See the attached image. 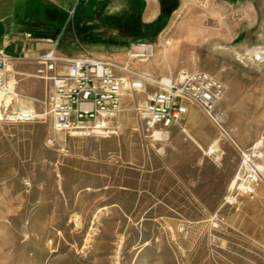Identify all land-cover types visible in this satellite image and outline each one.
Instances as JSON below:
<instances>
[{
	"label": "rangeland",
	"instance_id": "obj_1",
	"mask_svg": "<svg viewBox=\"0 0 264 264\" xmlns=\"http://www.w3.org/2000/svg\"><path fill=\"white\" fill-rule=\"evenodd\" d=\"M137 35L119 58L91 57L157 80L211 74L225 87L217 106L224 131L186 102L198 123H183L167 142L147 137L137 105L153 86L123 101L112 129L118 135L110 137L64 134L61 141L50 120L0 122V264H264V146H257L264 137V61L254 53L264 52V0H185L155 39ZM168 41L178 49L164 56ZM141 43L153 45L154 55L130 59ZM183 128L204 136L201 147ZM212 144L221 149L215 157L205 153ZM254 165L261 169L254 192L227 205L232 182ZM108 206L91 233L97 211Z\"/></svg>",
	"mask_w": 264,
	"mask_h": 264
},
{
	"label": "built area",
	"instance_id": "obj_2",
	"mask_svg": "<svg viewBox=\"0 0 264 264\" xmlns=\"http://www.w3.org/2000/svg\"><path fill=\"white\" fill-rule=\"evenodd\" d=\"M153 55L154 46L147 43L137 44L129 51L132 60H147ZM39 63L37 76L49 83L41 101L43 112L21 108L11 110L12 103L6 105L5 101L13 95L8 80L9 60L0 52V122L22 125L50 120L56 133L80 139L108 137L123 110V93L128 90L142 93L147 91L148 86H153L156 91L148 94L144 103L137 105L147 137L158 142L169 141L170 130L182 127L189 113L186 102L200 107L224 131L217 106L224 96L225 87L219 79L205 71H182L176 78L151 81L142 73L133 71L129 65L119 68L109 61L93 57H62L54 51L43 55ZM183 131L186 132V129L183 128ZM156 134L161 139L155 138ZM205 153L215 157L221 149L219 145L212 144ZM248 169L246 164L245 170ZM259 174V166L240 173L230 186L226 204H237L241 195L252 194Z\"/></svg>",
	"mask_w": 264,
	"mask_h": 264
},
{
	"label": "crops",
	"instance_id": "obj_3",
	"mask_svg": "<svg viewBox=\"0 0 264 264\" xmlns=\"http://www.w3.org/2000/svg\"><path fill=\"white\" fill-rule=\"evenodd\" d=\"M184 3L185 0H0V52L9 60L8 80L16 79L14 89L35 108L49 87L36 74L43 55L54 51L62 57L78 58L107 52L120 57L119 51L132 45L131 36L137 33L141 39H155ZM122 33L125 39L117 37ZM187 106L190 113L193 105ZM12 107L20 108L17 104ZM189 113L184 124L193 123ZM179 131L178 126L173 127L170 135L174 137ZM193 135L204 142L202 134Z\"/></svg>",
	"mask_w": 264,
	"mask_h": 264
},
{
	"label": "bare ground",
	"instance_id": "obj_4",
	"mask_svg": "<svg viewBox=\"0 0 264 264\" xmlns=\"http://www.w3.org/2000/svg\"><path fill=\"white\" fill-rule=\"evenodd\" d=\"M232 31H233L232 28H231L230 26H227V28H226V32H227V34H228L229 36L232 35ZM240 37H242L243 39L245 38V40H247V42L250 40V39L246 36V33H242ZM247 38H248V39H247ZM123 42H124V41H123ZM168 48H169V49H168ZM174 49H178V45L173 44L172 41H168L167 44H166V46H163V50L161 51V54L163 53V55L165 56L166 53H168V52H170V51H172V50H174ZM236 50H237V47L233 49V51H236ZM254 53H255V56H256L261 62L264 61V52H263V51H261V50H256V51H254ZM117 58H119L118 55H117ZM122 69H123V68H122ZM142 74L145 75V76H147L148 78H150L151 81L157 80V79H155V78H154L151 74H149V73H148V74H147V73H146V74L142 73ZM15 84H16L15 80H12V81L10 82V85H11V87L13 88V95H10V96H8V97L5 99V101H6V105H8V104H10V103H13V100H16V103H14V105H15V104L19 105L20 108H21L22 110L30 111V110L35 109L33 105L28 104L27 102H25V101L22 99V96H21L20 93L16 92V90L14 89ZM144 93H145V92L137 93V94H144ZM147 96H148V94H147ZM1 99H2V97H0V101H1ZM133 99H134V93H132V92H128V91H125V92L123 93V99H122L123 101H128V100H133ZM122 118H123L124 120L127 121V124H128L129 126H131V127L133 128V131H139V130H140V128L137 127V125H136V126L134 125V121H133V118H132L131 116H123ZM198 119H199V117H198V115H197V116L193 119V122H196ZM57 134L60 135L59 138H60L61 141H63V140L65 139V138H63V137L65 136L64 134H62V133H57ZM113 134L118 135V133H117L116 131H113ZM186 135H187L188 138L191 139L195 144H197L198 146L201 147V143L199 142V140L197 139V137L194 136L189 130H186ZM108 137H110V136H108ZM155 138H157V139H161L160 136H159V134H156ZM162 139H163V138H162ZM215 143H218V142L216 141ZM257 146H264V137H263L262 140H260V141L257 143ZM97 159H98L99 161L102 160V159H103V155L99 156ZM262 167H263V166H262ZM263 168H264V167H263ZM246 200H247V199H245V201H244L243 204H245V205L248 206V205H249V202H247ZM109 208H110V207L108 206V207L102 208V209H100L99 211H97V213H96V215L94 216V219H93V223H92L93 225H92L91 233L97 231L96 225H97V223L99 222V219H100L101 215H102L104 212L108 211ZM76 221H77V223L79 222V217H78V216L76 217ZM211 222H212V224H213L214 226L217 227L218 224L215 222V219H211ZM80 225H83V224H82L81 222H79V223L77 224V227L80 226ZM183 231H184V229H183ZM91 233L89 234L88 239L92 237V236H91ZM25 234H26V236H28V232H26ZM88 239H87V241H88ZM121 247H122V245H119V247H118V252H117V256H118L119 253H120Z\"/></svg>",
	"mask_w": 264,
	"mask_h": 264
}]
</instances>
